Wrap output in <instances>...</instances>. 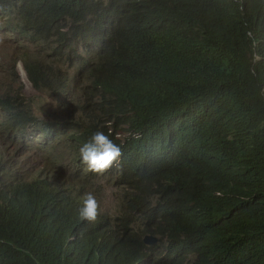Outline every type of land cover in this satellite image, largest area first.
Listing matches in <instances>:
<instances>
[{"label":"trees","instance_id":"obj_1","mask_svg":"<svg viewBox=\"0 0 264 264\" xmlns=\"http://www.w3.org/2000/svg\"><path fill=\"white\" fill-rule=\"evenodd\" d=\"M0 19L48 47L19 48L34 90L52 96L61 63L85 76L72 78L85 84L80 123L40 118L7 85L0 133L18 141L28 124L58 166L60 128L72 147L103 131L140 221L169 238L154 256L128 222L84 221L47 179L3 176L0 264H264V0H0Z\"/></svg>","mask_w":264,"mask_h":264},{"label":"clouds","instance_id":"obj_2","mask_svg":"<svg viewBox=\"0 0 264 264\" xmlns=\"http://www.w3.org/2000/svg\"><path fill=\"white\" fill-rule=\"evenodd\" d=\"M1 30L4 31V29ZM18 40L22 41V39ZM17 61L20 76L22 77V72L25 76L24 78L22 77L23 82L34 89L25 72L24 61ZM9 76L10 68L1 74L0 91L6 90ZM75 83L76 81L70 78L59 80L57 90L52 94V97L58 102L61 97V99H67V96L71 95L67 92L75 86ZM7 89L11 88L8 87ZM84 92L85 90L82 89V94ZM56 96L59 97L57 98ZM78 102L80 104L83 102L81 96H78L74 100H67V107L60 106L59 115H36L40 118H57L63 123L64 119L62 117L72 123H80L75 118L78 114L73 111L74 108H77ZM65 113H69V115ZM29 131L30 129L27 124L25 132L18 141L5 139L10 136L0 133L3 137H0V140L3 141V144L0 145V156H9L8 159L7 157L4 158L5 163L0 165V170L3 172L0 175L1 179L4 176L10 183H15L13 181L15 178V181L20 183L25 180L23 177L27 180L47 179L52 186H55L54 188L62 190L64 205H68L72 200L76 201L80 209L81 218L87 222H97L99 216L104 213L101 209L107 205L99 199L96 193L99 191L100 183L112 181L115 185L116 200L112 208L113 218L106 213L109 217V222L112 219L118 220L121 224L128 222V226L133 232L141 234L142 245L150 249L147 253L152 252L154 256H158L168 252L169 238L147 231L146 224L140 221L138 215L142 214V212L135 207L133 197L123 182V160L120 158L122 151L117 142L114 143L103 131H96L78 147H72L70 144L73 143V139H69L71 132L67 125H65L60 128L57 134V137L63 141L69 150L67 166L61 169L59 163L56 166L51 158L44 155L42 147L45 145V139L36 138L30 135ZM120 137V134L115 135L116 139ZM68 142L70 144H67ZM52 157L56 158L58 162L61 160V156L55 150H52ZM108 227L117 229L113 225H109ZM150 262V259L146 257L136 264H150Z\"/></svg>","mask_w":264,"mask_h":264},{"label":"rangeland","instance_id":"obj_3","mask_svg":"<svg viewBox=\"0 0 264 264\" xmlns=\"http://www.w3.org/2000/svg\"><path fill=\"white\" fill-rule=\"evenodd\" d=\"M2 27V22L0 21V28ZM19 48L27 49L34 53L43 55L45 51L47 52V45H35L32 46L27 42L18 40L13 35L7 33L6 30L2 31L0 29V78L1 74L4 73L8 68H10V76L7 82V85L11 88V93H16V89H20L17 93L21 94L27 100V103L30 105L32 111L35 114H44L50 116L51 114L59 115L61 107L59 102L54 99L51 95L43 91H35L26 83L23 82V78L20 76L18 68V55ZM13 61H17L16 64H11ZM62 69H66L68 74L67 78L76 79V81H82L85 76H77L72 70L66 67V64L61 63L59 65ZM84 85L80 82L75 84L74 93L67 96V100H74L78 96L82 95V89ZM21 86V87H20ZM62 98V97H61ZM123 133V132H122ZM1 138H3L0 135ZM118 137V136H116ZM3 144V141L0 140V145ZM55 152L61 156L59 166L61 169H64L67 166V161L69 157V150L63 141L56 139L51 142ZM96 195L103 201L107 206H104L101 211L107 213L110 217L113 218V206L116 200L115 185L112 181L102 182L99 184V191Z\"/></svg>","mask_w":264,"mask_h":264},{"label":"water","instance_id":"obj_4","mask_svg":"<svg viewBox=\"0 0 264 264\" xmlns=\"http://www.w3.org/2000/svg\"><path fill=\"white\" fill-rule=\"evenodd\" d=\"M22 77H23V78L25 77L23 72H22Z\"/></svg>","mask_w":264,"mask_h":264},{"label":"bare ground","instance_id":"obj_5","mask_svg":"<svg viewBox=\"0 0 264 264\" xmlns=\"http://www.w3.org/2000/svg\"><path fill=\"white\" fill-rule=\"evenodd\" d=\"M105 232V231H104ZM106 235V234H105ZM137 262V261H136Z\"/></svg>","mask_w":264,"mask_h":264}]
</instances>
